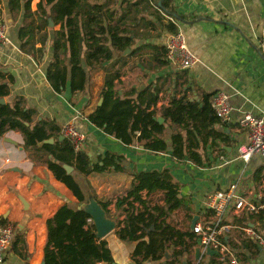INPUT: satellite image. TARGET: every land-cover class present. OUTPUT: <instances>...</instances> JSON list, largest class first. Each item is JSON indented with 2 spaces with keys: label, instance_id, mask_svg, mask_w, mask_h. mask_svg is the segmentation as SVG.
Listing matches in <instances>:
<instances>
[{
  "label": "crops",
  "instance_id": "1",
  "mask_svg": "<svg viewBox=\"0 0 264 264\" xmlns=\"http://www.w3.org/2000/svg\"><path fill=\"white\" fill-rule=\"evenodd\" d=\"M39 1H32V12L37 9ZM150 3L154 5L151 0ZM170 9L189 16L179 20L161 10L159 14L154 5L150 7V12L141 11H146L147 14L142 15L148 16L154 23L144 27L142 20H139L142 15H137L139 28L129 30L130 46L123 53L132 54L124 59L122 75L116 82L120 81V93L133 88L141 91L149 85L160 87V98L156 105L158 110L163 105H169L174 95L179 96L182 88H190L188 96L200 101L206 93H228L233 106L232 114L227 121L214 125L224 134L223 138H208L204 146L198 137L201 145L197 150L202 158L201 163L188 155L181 159L173 155L172 135L178 131L184 136L186 133L171 121L166 122L164 132L168 148L161 152L150 151L137 141L125 144L93 124L87 115L103 101L101 93L105 70L88 67L87 87L82 92L73 94L69 86L62 93L54 91L46 71L53 56L54 30L60 29V25L49 20V25L41 28L37 15L26 18L23 7L12 10L9 0L0 2V14L11 41L8 45L0 44V71L14 77L10 93L0 98L2 104L23 98L27 108L35 109L37 119L54 120L60 127L79 114L78 125L87 135L83 150L90 155L93 163L99 162L106 153L113 152L121 155L117 162L124 168L88 175L74 168L72 173L87 198L81 202L51 170L28 154L23 146L24 135L20 131H7L0 137V219L17 227L24 234L26 243L22 249L18 248L19 252L11 246L5 254V261L0 264H43L47 219L64 203L87 209L91 199L95 198L107 203L106 216L116 224L110 234L100 238L106 241L111 251L112 263L158 264L164 260L171 263L170 260L175 258L171 249H167L161 258L149 256L138 263L133 258L136 242L122 239L116 232L119 224H124L129 209L138 212L143 208L140 202L126 198L136 174L140 172L162 171L165 168L172 170L173 181L179 185L180 196L186 201L185 207L174 211L180 210V214L189 220L190 230L195 217L197 220L208 217V195L226 189L236 179L240 178L242 192L249 199L260 193L264 195V155L255 154L248 163L238 158L239 146L248 141V128L241 125V118L246 112L264 115V55L259 46L264 25V0H171ZM193 16L200 18L195 20ZM171 17L177 25L176 31L185 35L189 48L198 57V61L188 69L174 65L160 55L170 33H173L168 27ZM32 20L36 30L23 49L21 45L24 42L19 37V30ZM119 51L114 49L115 59L120 58ZM109 63L106 61L104 65ZM6 136L16 143L6 141ZM7 158H10V163L6 161ZM141 194L152 206L164 204L162 191L148 193V190H143ZM156 194L161 195L158 202L153 200ZM238 219L235 215L226 217L230 225L225 236L226 243L243 264H264V252L245 235L242 230L245 222ZM166 220L182 228L171 221L170 215ZM257 221L251 224L260 228L259 224L263 221ZM197 240L196 237L195 245L186 254L174 259L173 264H224L217 254L206 252L196 259Z\"/></svg>",
  "mask_w": 264,
  "mask_h": 264
},
{
  "label": "trees",
  "instance_id": "2",
  "mask_svg": "<svg viewBox=\"0 0 264 264\" xmlns=\"http://www.w3.org/2000/svg\"><path fill=\"white\" fill-rule=\"evenodd\" d=\"M32 1L9 0V5L12 10L23 7L26 18L37 15L41 28H46L49 20L55 25H60V29L54 30L53 56L46 71L47 79L54 91L62 93L69 86L73 94L82 92L87 87L88 67L105 70V82L101 93L103 101L87 115L88 119L104 132L125 144L137 141L150 151L161 152L168 148L164 132L166 122L171 121L186 133L184 136L178 131L172 135L173 155L179 159L188 155L197 163L202 162L197 150L201 145L198 137L204 146L208 138H223L224 134L214 128L215 123L220 120L211 107L212 93H206L200 101L188 96L190 88H182L179 91L180 95H174L170 104L163 105L160 110L156 107L161 92L158 86L149 85L141 91L133 88L131 91L120 93L118 88L120 81L117 83L116 80H120L122 75L121 68L126 62L124 59L132 54L123 55L131 42L123 4L137 5L140 0H121L118 8H111L108 0H40L34 12L31 10ZM144 1L143 10L155 5L159 14L161 10L179 20L189 16L171 10V0H151L154 5L150 0ZM193 18L196 20L200 17ZM134 20H138V16H134ZM139 20H142L144 27L154 25L148 16L142 15ZM33 21L19 30V37L24 42L21 45L23 49L28 38L36 30ZM168 27L171 32L177 30L174 21H168ZM114 49L121 51L119 59H115ZM106 61L110 63L104 65ZM118 65L119 67H116ZM0 80L1 98L10 93V84L14 82V77L0 71ZM36 115L35 109L26 107L23 98H18L13 103H0V137L9 130L20 131L24 135L23 146L28 154L51 170L79 201H85L86 195L74 174L68 173L63 164L73 166L84 175L112 168L118 171L124 169L117 162L121 155L113 152L106 153L100 157L99 162L93 163L86 151L76 152L67 138L60 139L61 127L58 123L45 118L37 119ZM159 117H163L164 121L160 122ZM49 138H54V142L43 143ZM143 190H148V193L162 191L164 204L152 206L149 201L143 199L141 194ZM126 198L140 202L143 208L138 212L129 209L124 224H119L116 232L120 238L136 242L133 258L138 263L149 256L161 258L167 249L173 251L176 259L195 245L196 235L192 230L178 228L166 220L171 211L186 205L185 199L180 196L179 185L173 181L168 171L136 174ZM98 202L107 209V203L99 200ZM258 218L264 221V214ZM237 221L247 224L250 217L239 218ZM0 223L7 224L3 219H0ZM152 227L153 229L149 231ZM46 228L47 239L44 248L46 264L112 263V254L106 241L97 236L92 216L84 208H75L68 203L62 204L54 215L47 219ZM14 230L15 236L11 246L19 252L18 248L22 249L26 241L24 234L17 227L14 226ZM174 259L170 260L171 264L174 263Z\"/></svg>",
  "mask_w": 264,
  "mask_h": 264
},
{
  "label": "built area",
  "instance_id": "3",
  "mask_svg": "<svg viewBox=\"0 0 264 264\" xmlns=\"http://www.w3.org/2000/svg\"><path fill=\"white\" fill-rule=\"evenodd\" d=\"M172 21H175L172 17ZM6 23L0 14V44H10ZM260 49L264 55V25L259 42ZM167 59L174 65L188 69L197 61L198 57L189 48L185 35L181 31L170 33L166 42ZM214 114L220 121H227L233 111L230 95L224 91L214 93L210 98ZM79 114H75L61 127V134L65 136L76 152L84 149L87 142L86 133L78 125ZM243 127L248 128V141L242 143L238 148V158L248 163L253 155H264V115H256L246 112L240 120ZM8 163L11 162L7 158ZM241 180L236 179L226 189H219L208 195L206 209L208 217L203 220H196L192 231L201 246L205 250L207 246L218 251V258L224 264H243L240 257L226 243V234L230 225L226 217L235 215L239 218L250 217V221L242 227L245 235L255 241L258 248L264 252V221L260 228L251 223H257L258 217L264 214V195L257 194L255 198L249 199L244 195L241 188ZM258 225V224H257ZM15 230L12 224L0 223V263L5 261V254L14 240ZM158 264H171L162 261Z\"/></svg>",
  "mask_w": 264,
  "mask_h": 264
},
{
  "label": "water",
  "instance_id": "4",
  "mask_svg": "<svg viewBox=\"0 0 264 264\" xmlns=\"http://www.w3.org/2000/svg\"><path fill=\"white\" fill-rule=\"evenodd\" d=\"M2 102H3L2 99H0V103ZM158 120L160 122H163L164 118L159 117ZM64 138H65L64 135L60 136V139H64ZM4 139L6 141L16 143V141H14L10 137L6 136L4 137ZM52 142H54V138H49L43 141V143H52ZM63 166L67 169L68 173H72V171L74 170V167L71 165L63 164ZM85 210L91 214L92 220L96 226L97 236L99 238L110 234L114 230L116 226L115 222L106 216V209L98 202L96 198L91 199V203L89 204V207ZM196 220H197V217L193 219L191 227L194 226ZM197 242H198V246L195 248L196 259L200 258L202 252H206L208 254H218V251L216 249H212L210 246H207L206 249L204 250L201 246V241L199 239L197 240ZM43 264H46L45 260L43 261ZM112 264H115V263H112Z\"/></svg>",
  "mask_w": 264,
  "mask_h": 264
},
{
  "label": "rangeland",
  "instance_id": "5",
  "mask_svg": "<svg viewBox=\"0 0 264 264\" xmlns=\"http://www.w3.org/2000/svg\"><path fill=\"white\" fill-rule=\"evenodd\" d=\"M103 1V0H101ZM109 1V5L111 8H118L121 5V0H108ZM129 1H134V0H129ZM143 7H145V1L144 0H140L138 5H131V6H127V3L123 4V9H125L126 12V18H125V23H127V26L129 27L130 30L139 28L138 26V20H134V16H141L142 14H147L146 11H144L143 13L141 11H143ZM146 9V8H145ZM148 12H150V8L147 10ZM119 54H122L119 51ZM160 55H162L163 57H165L167 59L166 56V50H162L160 52ZM168 61V60H167ZM214 152V150H213ZM210 151H208V155H209ZM212 153V151H211ZM206 155H207V150H206ZM188 168V167H185ZM166 171L169 172V174L173 177L172 174V170L170 168H165ZM164 171V170H162ZM161 198V195L156 194L154 195V201L158 202ZM180 210L179 211H171L169 213L170 217H171V221H174V223H176L177 225H180L182 228L184 229H190L189 227V220L187 218L184 217V215L180 214Z\"/></svg>",
  "mask_w": 264,
  "mask_h": 264
}]
</instances>
